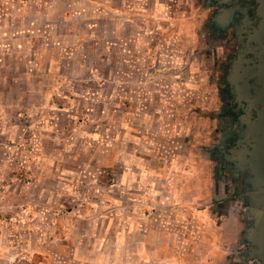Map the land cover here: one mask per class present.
I'll return each mask as SVG.
<instances>
[{
    "label": "rangeland",
    "instance_id": "rangeland-1",
    "mask_svg": "<svg viewBox=\"0 0 264 264\" xmlns=\"http://www.w3.org/2000/svg\"><path fill=\"white\" fill-rule=\"evenodd\" d=\"M148 3L141 15L125 0H0V264H213L228 246L211 161L206 197L191 205L143 187L175 191L193 174L172 169L174 156L201 163L221 129L200 133L215 112L191 110L208 99L193 65L177 75L172 57L133 42L143 21L179 40L190 7L177 17ZM164 135L176 138L166 160Z\"/></svg>",
    "mask_w": 264,
    "mask_h": 264
},
{
    "label": "flooded vegetation",
    "instance_id": "flooded-vegetation-1",
    "mask_svg": "<svg viewBox=\"0 0 264 264\" xmlns=\"http://www.w3.org/2000/svg\"><path fill=\"white\" fill-rule=\"evenodd\" d=\"M193 4L204 15L192 32H181L179 38L186 44L183 61L197 70L194 80L199 78L208 99L198 98L205 105L195 104L191 110L197 115L215 112L214 117L201 118L198 126L221 127L216 143L203 147L228 242L213 264H264V30L258 26L254 0ZM207 235L212 239L215 234Z\"/></svg>",
    "mask_w": 264,
    "mask_h": 264
},
{
    "label": "crops",
    "instance_id": "crops-1",
    "mask_svg": "<svg viewBox=\"0 0 264 264\" xmlns=\"http://www.w3.org/2000/svg\"><path fill=\"white\" fill-rule=\"evenodd\" d=\"M125 1H126L127 5H128L127 7L130 8L129 9L130 12H133V13L134 12H140L141 15H149V9H150V3H148L149 0H125ZM132 1L134 3L136 2L139 7H135L133 5ZM163 1L167 2L168 7L169 6H171V8L173 7V9H171L169 7L168 10H169V12H172L173 10H175V13H177V15L176 14L175 15L177 17H179V16L181 17L180 14L182 13L183 10L188 14L189 13L188 12L189 7H190V10H191V12H190L191 16H193V15H197L198 16L199 15L201 17V16L204 15L203 11L198 10L196 5L194 6L193 0H163ZM136 14H139V13H136ZM197 19H193V20L191 19L192 21L188 20L187 22L184 21L185 23L181 22L179 28L185 34L190 33V32L193 31L192 27L198 25L199 20H197ZM167 20H168V17H167ZM175 20H176V18H175ZM143 24H145V26L143 25L144 27H147V31L145 32V34L142 35V38L140 40L138 38L134 39V37H132L133 38V42L136 41V40L140 41L141 42L140 44H138V42H137V46L139 48H141V49H145L144 50L145 52L147 50L155 49L157 51V54L159 55V56H157L158 59L162 57L164 59V61H166L167 57L168 58L172 57V60H170V61L173 63L174 66H177L176 67L177 70L175 72V73H177V75L179 73L184 74L185 72H188L189 69H190L189 73H192L193 69H191V67H189V69H188L186 67L185 61H183V59H182V56H183V53H184L183 50H184V47H185V44L183 42L184 39H182V41H180V39L179 40H173V42H172V40H168V38L160 37L158 35V33L162 32L163 29L159 25H157V27H156L155 26L156 24H153V21H152V23H151V21L149 23H144V21H143ZM152 28H154L153 31H152ZM153 32H155V34ZM175 41L178 42L177 44H179L178 45L179 49H177V52H176L177 53V58L176 59H174V55L170 54L171 50L170 51L166 50L167 47H169V48H173L174 47L175 48V44H174ZM165 50L168 51V52H165ZM161 52H163V54ZM188 53H190V52H188ZM190 56H191V53H190L189 57ZM134 59H136V57H134L133 60ZM191 60H192V58H191ZM182 61H183V63H182ZM164 65H167V64L164 63ZM165 73H166V69H165L163 74L165 75ZM188 81L190 82V83H188L189 85H187L188 88H195L196 87V85H194L192 83V81H194V80H188ZM129 84H131V88L133 89V91H136L135 88L136 89H137V87H140V88L142 87L143 88L144 84H149V83L142 82L141 83L142 85L138 86L137 82L133 81V82H130ZM156 86H158V85H156ZM181 89H183L185 91L186 88H184L182 86ZM204 91H205V89H204ZM131 94H132V97H134L135 92H133ZM195 95H197V94H195ZM142 110H145L144 106H143ZM148 137H151V136H148ZM192 137H193V133H191V137H190V139L188 141H191ZM164 138H165L166 141H165V145H164L162 153H163L164 159L166 160L167 159L166 157H168L167 154L169 153L168 150H170V151L176 150V146H175L176 145V143H175V139L176 138L175 137H168V135L167 136L164 135ZM173 160L175 161V164L172 165V166L170 165V167L172 169H176L177 168L179 171H181L184 168L185 169H189L188 171L189 172L191 171V174H193L192 175L193 177H188V178L184 177V179H183L184 183H181L180 185H177V188H179V189L175 188V191H170L169 187H168V184H165L163 187H161V186H158V187L155 186L154 187L150 183H147V184H145L143 186V187H145L144 190L146 189L150 193L152 190H156L157 188L158 189L163 188V192L166 194L164 197L168 196L167 198H165L166 201L164 203L165 204H171L170 206H175V204H178L176 202H179V203L181 202V203H184V204L188 205L190 203H194L195 201L198 202L200 198H205L206 194H207V189H206L207 188V175H206V164L204 163V161H201V163L197 162L196 158H194V157H192L190 155H186L185 157H183L181 159H179V157L174 156ZM167 165H166V167H167ZM170 167H167V168L170 169ZM144 170H146V167L144 168ZM150 171L151 172L153 171L152 168H150ZM173 174L176 175V171ZM172 192H174L173 196L171 195ZM172 199H174V200L176 199V202L173 203V204H172V202H173ZM167 201H170V202H167ZM183 220L186 221L185 218ZM167 222L168 221H167L166 218H163L162 221H161L162 224H165ZM179 222L180 223L178 225L174 226L173 229H175L176 231L178 230L179 233H182L183 230H185V229L183 228V225H182L183 222L182 221H179ZM190 223H191V221H190Z\"/></svg>",
    "mask_w": 264,
    "mask_h": 264
},
{
    "label": "water",
    "instance_id": "water-1",
    "mask_svg": "<svg viewBox=\"0 0 264 264\" xmlns=\"http://www.w3.org/2000/svg\"><path fill=\"white\" fill-rule=\"evenodd\" d=\"M256 3V14L259 16L258 26L264 30V0H254Z\"/></svg>",
    "mask_w": 264,
    "mask_h": 264
},
{
    "label": "built area",
    "instance_id": "built-area-1",
    "mask_svg": "<svg viewBox=\"0 0 264 264\" xmlns=\"http://www.w3.org/2000/svg\"><path fill=\"white\" fill-rule=\"evenodd\" d=\"M177 43H178V42L175 41V43H174V44H175V48L178 47V45H179V44H177ZM172 45H173V44H172ZM167 48H168V47H167ZM176 56H177V55H176ZM182 59H184V56H182ZM182 63H183V61H182Z\"/></svg>",
    "mask_w": 264,
    "mask_h": 264
},
{
    "label": "bare ground",
    "instance_id": "bare-ground-1",
    "mask_svg": "<svg viewBox=\"0 0 264 264\" xmlns=\"http://www.w3.org/2000/svg\"><path fill=\"white\" fill-rule=\"evenodd\" d=\"M214 233V232H213ZM215 236V235H214Z\"/></svg>",
    "mask_w": 264,
    "mask_h": 264
}]
</instances>
